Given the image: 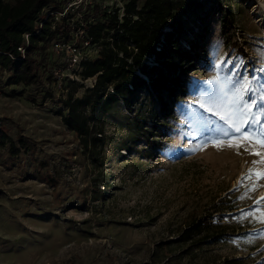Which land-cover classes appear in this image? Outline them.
<instances>
[{
  "label": "rangeland",
  "instance_id": "1",
  "mask_svg": "<svg viewBox=\"0 0 264 264\" xmlns=\"http://www.w3.org/2000/svg\"><path fill=\"white\" fill-rule=\"evenodd\" d=\"M227 2V28L215 2L187 21L179 43L198 41L195 63L165 124L153 126L158 105L147 91L132 108L120 101L105 115L96 160L57 113L69 71L44 73L54 95L38 105L0 87V121L25 142L18 154L0 152V264H264V0ZM83 49L89 56L96 46ZM47 58L52 70L63 66L61 55ZM123 114L144 115L160 144L126 141ZM197 217L224 224L222 232L179 240Z\"/></svg>",
  "mask_w": 264,
  "mask_h": 264
},
{
  "label": "trees",
  "instance_id": "2",
  "mask_svg": "<svg viewBox=\"0 0 264 264\" xmlns=\"http://www.w3.org/2000/svg\"><path fill=\"white\" fill-rule=\"evenodd\" d=\"M66 1L0 0V87L9 86L7 91L2 90L8 95L24 94L32 103L42 104L54 95L50 84L44 82L46 71L49 70L45 78L53 75L46 59L48 50L54 54L50 50L52 41L72 39L75 31L78 42L87 39L88 45L96 46L95 54H85L73 72L79 79L92 77L93 82L84 85L69 76L66 96L61 99L63 107L57 113L75 133L82 150L95 160L105 140V115L113 112L120 101L132 108L135 94L147 91L158 105L150 116L157 127L165 124L161 116L173 114L170 105L184 91L189 67L195 63L193 51L198 41L190 40L187 49L179 43L189 19H203L212 7L204 14L201 11L208 2H215L220 7L223 26L233 25L232 8L222 0H122L120 6L111 8L90 0L81 6L83 10L69 9L56 17ZM76 12L80 16L74 19ZM3 72L6 74L2 80ZM17 85L29 90H16ZM78 86L84 87L79 95ZM121 119L124 124L119 123L118 128L124 129L126 141L144 137L150 148L160 144V138L155 136L158 134L150 133L152 128L145 123L144 115L123 114ZM24 144L22 135L16 141L0 121V152L7 147L12 155L18 154ZM148 149L143 152L150 156L145 152ZM223 225L197 217L182 229L179 240L199 243L218 235ZM157 263L153 260L141 264Z\"/></svg>",
  "mask_w": 264,
  "mask_h": 264
},
{
  "label": "built area",
  "instance_id": "3",
  "mask_svg": "<svg viewBox=\"0 0 264 264\" xmlns=\"http://www.w3.org/2000/svg\"><path fill=\"white\" fill-rule=\"evenodd\" d=\"M90 0H67L62 11H58L56 17L65 14L69 9H78ZM89 44V41L83 40L78 42V33L75 31L72 39L58 38L52 41L51 48L56 55L63 57V66L53 68V74L59 76L61 71H69L68 75L72 76L73 69L77 68L82 58L85 57L84 47ZM23 50L22 47H20Z\"/></svg>",
  "mask_w": 264,
  "mask_h": 264
}]
</instances>
